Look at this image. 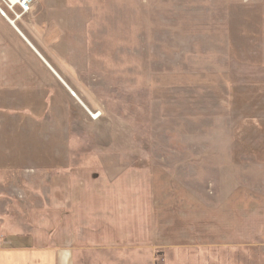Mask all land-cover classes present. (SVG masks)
<instances>
[{
	"label": "rangeland",
	"instance_id": "374dc122",
	"mask_svg": "<svg viewBox=\"0 0 264 264\" xmlns=\"http://www.w3.org/2000/svg\"><path fill=\"white\" fill-rule=\"evenodd\" d=\"M64 2L23 20L85 106L4 81L0 249L111 209L147 244L87 264H264V0Z\"/></svg>",
	"mask_w": 264,
	"mask_h": 264
},
{
	"label": "crops",
	"instance_id": "0c3cea01",
	"mask_svg": "<svg viewBox=\"0 0 264 264\" xmlns=\"http://www.w3.org/2000/svg\"><path fill=\"white\" fill-rule=\"evenodd\" d=\"M64 7H66L64 0H36L30 14H26L29 15L27 18L23 15L14 19L13 14L10 16L1 6L6 16L0 13V88L6 85L4 83L6 79L23 81V83L7 85L37 87L39 81L35 72L37 73L36 70L39 69L45 74H53L69 94L74 99L77 98L30 39L31 36H35L34 22L23 20L42 19V16L46 19H63V16L58 15L57 9ZM8 19H14V23L12 24ZM28 80L30 82L25 83ZM78 101L85 106L79 98ZM115 212L111 209H96L92 210V215L84 217L77 209H60L63 218L60 219L58 226L59 233L53 234V232L50 239L44 243L33 239H11L16 244L0 249V264H87L92 258L93 250L146 246L147 243H141V236H132L130 232H125L126 224L129 222L125 218L128 216L127 213L124 211L123 214H118L120 218L115 219L114 216H117ZM261 218L263 219L261 226L264 228V217ZM111 224H114L118 231L112 234V238L109 237Z\"/></svg>",
	"mask_w": 264,
	"mask_h": 264
},
{
	"label": "built area",
	"instance_id": "2783aa9c",
	"mask_svg": "<svg viewBox=\"0 0 264 264\" xmlns=\"http://www.w3.org/2000/svg\"><path fill=\"white\" fill-rule=\"evenodd\" d=\"M34 2L35 0H0V13L6 16L4 10L1 9L3 6L13 14L14 19H18L31 11ZM14 19L10 21L12 24Z\"/></svg>",
	"mask_w": 264,
	"mask_h": 264
},
{
	"label": "bare ground",
	"instance_id": "6f19581e",
	"mask_svg": "<svg viewBox=\"0 0 264 264\" xmlns=\"http://www.w3.org/2000/svg\"><path fill=\"white\" fill-rule=\"evenodd\" d=\"M7 18V17H6ZM9 18V17H8ZM9 21H11V19H8ZM68 85V84H67ZM69 88V87H68ZM72 89V88H71ZM74 90L72 89V94H74L75 96L77 95L76 93H75V91L73 92ZM77 98H76V100L78 101V96H76ZM80 98V97H79ZM79 102V101H78ZM80 103V102H79Z\"/></svg>",
	"mask_w": 264,
	"mask_h": 264
}]
</instances>
